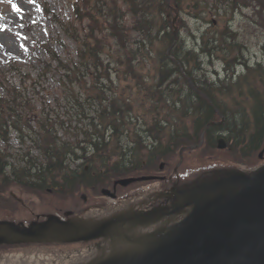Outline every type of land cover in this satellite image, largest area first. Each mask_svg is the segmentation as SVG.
Listing matches in <instances>:
<instances>
[{
    "label": "trees",
    "instance_id": "obj_1",
    "mask_svg": "<svg viewBox=\"0 0 264 264\" xmlns=\"http://www.w3.org/2000/svg\"><path fill=\"white\" fill-rule=\"evenodd\" d=\"M37 4L41 8L46 7L40 1ZM71 4L73 18L77 21L85 20L86 32L77 43L78 62L74 67L64 68L67 71L63 76L68 79L75 78L81 67L89 69L96 93L92 94L90 90L84 98L87 101L90 95L93 96L94 99L90 102L96 106L90 115L86 112V106L75 104L74 114L77 120L74 124L69 119L68 123L61 121L59 126H56L53 122L50 123L47 117H41L29 122L26 120L25 126L15 120L20 114L9 103V97L0 95V142L9 144L12 130L16 132L21 143L25 139L24 132L31 133L29 139L32 148L37 150V154H30V151L26 150L15 157L14 161L7 160L0 153V211L5 212L3 206L5 201L12 202L19 209L14 218L10 216L15 220H29L33 216L8 195L7 189L12 183L20 184L36 195L40 199L39 206L42 210L62 212L63 209L76 205L74 211L77 212L85 205L81 193L90 197L86 202L88 204L95 201V197L99 195V187L109 186L114 176L141 173L143 166L141 167L137 161L135 151V144L140 138H147L149 143L151 142L143 146L145 150H149L146 158L153 151L158 161L165 160L166 164L168 161L173 164L177 160L176 155L172 159L174 148L169 145L171 135L168 130L169 124L165 120L171 115V111L174 117L179 119L180 111L190 106L209 115L207 121H210L216 116L215 108L235 109L228 105L225 98L211 96L219 93L210 87V79L199 71L204 67L199 51L204 49L212 61L220 60L226 69L233 72L238 65L242 67L246 64L243 58L246 44L228 25L230 17L226 21L223 20V23L207 17V13L211 11L208 0H71ZM212 5L217 15L222 8L225 13L228 11L234 13L236 9L240 10L247 5L253 6L256 12L264 10V0H216ZM183 12L192 15L196 21L206 20L208 24L210 23L208 29L217 32L218 35L200 34L199 44L192 43L185 49L184 38L177 34V42L170 47L169 43L175 38L171 29L173 17L177 13L175 23L181 28L184 25L181 20ZM129 33H136L137 37L132 39ZM261 48L264 50V42ZM147 61H151L149 69H152L153 73L150 77L155 83L149 84L147 80L145 86L140 87L139 79L143 76L145 82L146 77L138 75L136 68L138 64ZM111 62L115 63V66L109 71ZM189 63L193 66L189 67ZM124 65L127 68H124ZM113 71L119 79L123 75L138 78L135 92L142 94L143 97L139 100L132 95L122 96V92L113 90L111 86L114 84L111 74ZM262 73L264 64L256 63L251 67L246 66L245 71L238 74V78L251 87L248 92L253 94V99L234 98L235 104L243 112L241 114L238 111L231 112L229 115L224 113L227 136L233 142L231 147H235L237 151H242L244 147L246 150H254V161L244 162L250 166L262 162L258 152L264 144V123L258 115H254L257 109L264 113ZM190 79L193 85L209 96V99L195 92L189 82ZM97 81L102 83L101 88L96 87ZM180 90L193 96L192 105L188 106L183 102L179 97ZM132 101H136L137 105L139 101L141 115L133 111ZM241 101L244 102L242 105ZM154 109L158 110L157 113H154ZM231 114H235L232 117L236 119H232ZM252 117L255 118L254 127L247 121ZM207 121L202 120L198 127L192 126L191 136L179 138L176 143L197 141L203 127L202 123ZM142 125L145 129H138ZM24 126L27 127L26 130ZM210 129L207 128L206 135L211 134L208 131ZM60 131H63L65 136H59ZM171 133L175 134L173 130ZM157 143L158 146L155 147ZM150 145L155 149L150 151L152 149ZM82 160L89 162L88 168L84 167ZM199 165L202 166L194 169L205 166ZM211 165L226 166L218 161H213ZM182 167L187 171L194 170L188 163ZM147 169H151L150 164H146L142 172L147 173L148 171H145ZM34 206L37 208L38 204ZM23 245L27 244H3L0 245V251H8Z\"/></svg>",
    "mask_w": 264,
    "mask_h": 264
},
{
    "label": "rangeland",
    "instance_id": "obj_2",
    "mask_svg": "<svg viewBox=\"0 0 264 264\" xmlns=\"http://www.w3.org/2000/svg\"><path fill=\"white\" fill-rule=\"evenodd\" d=\"M38 1L46 7L41 8L37 4ZM208 1L211 6V11L207 13L208 18L216 20L218 23H223V20L226 21L230 17L228 25L236 31L239 38L246 44L244 49L246 50L245 54L248 62L253 63L257 60H262L264 57V50L261 48V44L264 42V10L256 12L253 6L248 5L240 10L236 9L234 13L229 11L225 13L221 7L222 9L217 15L212 5L216 0ZM182 14L184 15L181 20L184 25L181 28H176V31H178L176 36L178 34L180 38L189 39L191 37L190 31L198 25L203 27L207 25V28L210 26V23L208 24L206 20L196 21L192 15H186L185 12ZM73 15L71 0H0V95L9 97V103L20 114L15 120L20 121L25 126L26 120L29 122L41 117H47L49 122H53L56 126H59L61 121L68 123L69 119L74 124V121L77 120V116L74 114L75 104H83L86 106V112L90 115L93 114V109L96 106L93 102H90L94 99L93 96L90 95L91 97L89 96L87 101L84 98L90 90L93 92L92 94L96 93L90 70L81 67L77 72L75 68L77 77L68 79L63 76L67 71L64 68L74 67V64L78 62L77 43L86 32L84 29L85 20L77 21L73 18ZM216 21L215 24H217ZM177 25L179 26L176 23ZM171 29L173 31V27ZM129 36L132 39L137 37L136 33H129ZM110 66L111 69L109 71L112 70L115 63L111 62ZM150 66L151 61H147L143 64H138L136 68L138 75H145L146 77L145 82L143 76L139 79L138 84L140 87H144L147 80L149 82L152 80L150 74L153 73V70L149 69ZM124 68L127 67L124 65ZM214 68L221 70L220 74L223 73V65L220 60L205 63L204 67L199 71L213 73ZM238 70L241 72L243 68L238 67ZM111 74L114 79V84L111 85L113 90L122 92V96L132 95L139 100L143 97L142 94L135 92V83L138 78L123 75L119 79L116 72L113 71ZM95 84L97 88L102 87L100 81ZM132 102L134 103L133 111L141 115V110L138 107L139 101L138 105L136 101ZM154 111L157 112L158 110L154 109ZM80 118L82 119L83 117L80 116ZM25 126L24 130L27 129ZM30 134L24 132L25 139L21 143L16 132L12 130L9 144H4L3 141L0 142V153L9 161H14L15 157L26 150L30 151V154H37V150L32 148V142L29 139ZM58 135L65 136L63 131L61 133L58 132ZM239 153L235 147L231 149L228 147L222 150L200 148L192 152L187 150L184 152L186 155L183 162L188 161V166L192 169L202 166L199 164L207 165L213 161L231 164L233 161L242 158L246 150H242ZM184 165L187 164L185 163ZM241 165L244 167L250 166L247 164ZM189 175L194 176L195 173L192 171ZM11 186L13 187V183L9 187ZM159 190L158 182L145 184L138 188L134 195L125 198V200L139 195L147 196ZM154 194L152 198H148L145 202L135 206L134 209L138 210L142 206L146 207L153 204L152 202L158 197ZM160 194L163 193L160 192ZM120 201H109L107 203L110 206H114ZM158 201L161 202L160 200ZM39 203L40 201H36V204H38L37 210H42ZM165 204L170 205V200L165 201ZM3 206L6 210L4 213L0 211V217L11 216L14 218V214L19 211L18 206L10 201H5ZM90 209H87V211ZM17 217L21 218V216ZM97 242L99 240L90 242L85 246L68 247L67 250L87 248ZM67 250L46 249L43 246L37 248L28 247L19 251L0 253V256L13 254L42 257Z\"/></svg>",
    "mask_w": 264,
    "mask_h": 264
},
{
    "label": "water",
    "instance_id": "obj_3",
    "mask_svg": "<svg viewBox=\"0 0 264 264\" xmlns=\"http://www.w3.org/2000/svg\"><path fill=\"white\" fill-rule=\"evenodd\" d=\"M221 139L217 143L219 148L225 146ZM263 152L264 146L259 152L260 157ZM156 178L160 177H123L116 179L113 186ZM226 184L234 185V189L207 199L202 204L189 197L180 205L172 202L170 208L154 207L132 216H113L89 227L84 225L80 216L64 220L57 215H48L46 219L34 220L28 225L0 220V244L45 240L51 231L57 237L55 241H87L106 236L117 222L135 220L145 223L158 213L170 214L193 205L191 212L175 226L165 241L130 259L100 264H264V164L254 168L250 174L229 170L187 187L175 184L174 189L181 195L195 196L201 191ZM101 191L115 197L114 191L105 188ZM11 194L23 203L21 196Z\"/></svg>",
    "mask_w": 264,
    "mask_h": 264
},
{
    "label": "bare ground",
    "instance_id": "obj_4",
    "mask_svg": "<svg viewBox=\"0 0 264 264\" xmlns=\"http://www.w3.org/2000/svg\"><path fill=\"white\" fill-rule=\"evenodd\" d=\"M169 1V0H168ZM176 27V25H173ZM178 32V31H177ZM191 32V37L189 39H183V44L185 49L192 43L198 42V36L200 34H217L216 32H211L206 26H196ZM175 38L174 40L169 43V46L172 47L177 42L176 33H174ZM165 45V43H164ZM201 63L205 65V63H210L212 60L207 57V53L204 49L199 51ZM245 59L246 64L242 65V72L245 71L246 66H253L256 63L264 64V57L262 60H257L253 63L248 62L246 54L243 56ZM193 66V64L189 63L188 65ZM223 73L218 75V80L221 82L217 83L212 79L209 80L210 87L216 90L217 93L223 98L226 99L229 106L235 108L234 110L231 109H223L220 108L218 110L222 111V113H227L228 115L231 112L238 111L240 114L243 112L240 110L241 108L238 107L235 102V99H253V94L248 92L251 87L240 80L238 78V74L234 71L231 72L228 68L226 69L223 66L222 69ZM264 77V73H262ZM155 83V81H150ZM149 82V84H150ZM177 91V90H175ZM224 91V92H223ZM179 97L186 103L188 106L192 105L193 96L189 95L186 92L179 91ZM241 105L244 103L243 101L240 102ZM181 115L179 120H170L165 119L168 122V127L174 131V133L178 136L184 135V130L186 126L192 125L195 127L200 126L202 120L207 121L209 119V115L201 113L197 109L186 107L182 109L179 113ZM171 115L173 116V112L171 111ZM235 114H231V117ZM254 115L257 116L262 120L264 123V113L260 110H256ZM244 117V115H241ZM232 119H236L232 117ZM255 120V118L253 117ZM189 122V123H188ZM217 119L214 117L207 121L206 123H202L203 126L210 127L211 129L208 130L211 134L210 135H203L198 138L196 142L208 145L209 147H214L219 138H222L230 148L231 144L233 143L230 141L228 136H220V128L215 124ZM261 125V123H260ZM259 125V126H260ZM140 129V126L138 127ZM232 142V143H231ZM149 140L146 139H139L137 144L143 148L145 144H148ZM238 153L240 151H237ZM240 154V153H239ZM242 155V154H240ZM84 162V161H82ZM84 164L88 165L89 162H84ZM234 189V185L231 186L230 184L218 186L212 190L208 191H201L196 193L195 196L192 195H181L178 197L177 201H175V205H180L183 202L187 201L189 197L194 200H198V204H202L205 200L211 199L222 193H229ZM148 196L139 195L137 197L131 198L129 200H125L120 202L118 205L110 206L107 208H100L96 210H90L84 214V217L88 219V224L91 225L97 220L110 216V215H119V216H127L128 214L132 213L135 206L145 202L148 200ZM195 206V205H194ZM193 209V205L187 206L182 208L179 211H175L171 214H163L158 213L155 217L146 222V223H135L134 220L131 221H120L114 224L107 235L101 239L99 242L88 246L87 248H78L67 250L57 254H51L42 257H30L28 255H5L0 256V264H99L103 262H114L120 261L124 259H130L133 256L143 253L144 251L153 248L154 246L158 245L159 243L165 241L167 237L173 232L175 226L179 224V222ZM46 238L50 240H56L57 237L55 236L54 231L49 232L46 235Z\"/></svg>",
    "mask_w": 264,
    "mask_h": 264
},
{
    "label": "flooded vegetation",
    "instance_id": "obj_5",
    "mask_svg": "<svg viewBox=\"0 0 264 264\" xmlns=\"http://www.w3.org/2000/svg\"><path fill=\"white\" fill-rule=\"evenodd\" d=\"M212 97L213 96H217L216 94H213V95H211ZM237 112V111H236ZM218 113H221V112H218ZM170 120H173L174 121V118H170ZM247 121L249 122V124H250V126L251 127H254V119H253V117H252V119H250V118H248L247 119ZM222 122V121H221ZM220 122V123H221ZM223 130V129H222ZM222 130H220L219 132H220V134H225L226 135V133L225 132H221ZM179 138H186V136H180V137H178L177 139H179ZM172 140L170 141V145H174V146H179L180 148L179 149H181V148H186L187 146L186 145H184V143H181V144H178V143H176V140H174V137H172L171 138ZM148 144H151V142L150 143H148ZM150 146H152V145H150ZM150 146L148 147V148H150ZM152 148H154V146H152ZM203 149H204V147H203ZM183 151V150H182ZM252 154H253V149H250L249 151H248V156H251L252 157ZM245 155V154H244ZM183 161V160H182ZM181 161V162H182ZM144 162V160H142V163ZM176 166V167H175ZM175 166H172L171 167V169H169V167H170V164H168V170H169V172L168 173H164V169H161V173L162 174H160V176H162L163 178L162 179H160V180H167V181H170V183H171V185L173 186V184L174 183H178L180 186H185V185H187V184H185L183 181H185V180H189V178H191V176H186V173H184V172H182V171H179V169L177 168L178 167V165H175ZM161 168H164L163 166L161 167ZM228 169H230V168H221V170H222V172H224V171H226V170H228ZM171 171V172H170ZM215 170H213L212 172H210L211 174H214L213 172H214ZM202 177H204V176H194L193 178H194V180H199V179H201ZM206 177H209V176H206ZM152 183V182H151ZM117 191H119V189L118 188H116V193H117ZM87 200V198H85L84 199V201H86ZM40 214H42V213H40ZM36 216L38 215V214H35ZM36 216H35V218H36ZM43 219V218H42Z\"/></svg>",
    "mask_w": 264,
    "mask_h": 264
}]
</instances>
